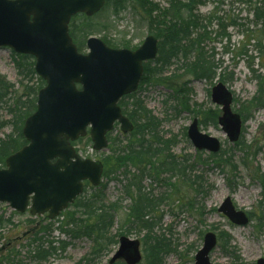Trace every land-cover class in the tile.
Masks as SVG:
<instances>
[{
	"label": "rangeland",
	"instance_id": "374dc122",
	"mask_svg": "<svg viewBox=\"0 0 264 264\" xmlns=\"http://www.w3.org/2000/svg\"><path fill=\"white\" fill-rule=\"evenodd\" d=\"M161 8L169 6V0H151ZM197 14L201 17L215 15L220 19V29L217 20L208 23L210 36L203 44L204 60L214 63L221 69L210 79L196 78L191 74L190 66L199 57V51L189 52L186 57L180 54L172 65L164 71L163 77L151 76L148 84L136 93V98L143 101L155 117L161 121L159 137L167 141L173 139L175 143L170 151L162 157L169 158L168 154L176 158V168L167 169L157 178L156 173H150L143 181L144 191L153 199L165 197L158 202L157 210L150 216L155 224L154 236H162L169 241L173 253L167 255L164 264H194L195 257L204 247L205 237L208 233L217 237V245L209 253L212 264H257L264 259V108L248 109L243 106V115H251L242 126L241 136L235 143L231 142L218 118L222 115L221 107L212 100V89L219 81L220 73L233 74V80L223 83L237 99L233 101L231 109L240 114L241 105L249 102L259 88L258 80L254 77L248 65L252 64L256 76L264 75V54L259 55L257 43L252 41L247 44L248 31L256 36L263 33L262 22L259 24L255 18V9L264 4V0H201ZM116 16L112 10H104L92 21L94 32L90 37L106 40L115 49H122V40L128 41L132 49L139 48L145 39L152 35L147 23L133 13L131 6ZM104 25H108L104 28ZM89 37V38H90ZM193 39V38H191ZM106 43V42H105ZM186 45V43H184ZM109 46V45H108ZM245 47V48H244ZM127 49V48H123ZM247 50V56L245 51ZM241 53H243L241 55ZM155 64L150 67L154 69ZM0 73L7 81L15 85L16 93H11L0 104V122L12 119L8 104L19 96H25L20 80L24 84L36 86L38 76L29 80L18 75L10 49H0ZM175 78V79H171ZM170 79L169 81H164ZM33 80V81H32ZM25 99H32L25 96ZM188 102L189 110L183 104ZM218 113L216 122L207 121L202 124L207 111ZM210 118V117H209ZM197 120L200 123L201 133L217 139L221 149L214 154L209 151H199L188 137V129ZM12 122V121H11ZM14 132L12 124L7 125L0 132V138L5 139ZM121 128L118 126L113 137H119ZM124 136V134H123ZM122 139V137H121ZM124 139V138H123ZM122 139V140H123ZM241 143L237 147V143ZM248 147V148H247ZM76 149L83 159L102 161L104 156L112 155L110 148L102 152L92 150V145H87V140L77 143ZM225 153L226 157L220 161H212V156ZM220 164V165H217ZM169 168V165H168ZM132 173L138 170L131 168ZM117 177L104 178L105 199L107 205L116 204L114 226L110 230L104 229L98 238L75 237L74 234L63 232L59 229L61 217L54 221L42 220L43 217H32L29 213L20 214L10 208L8 204L0 203V218L6 223L0 229V260L10 259L3 264H77L86 258L82 264H109L113 255L119 248V239L126 236L132 240H139L141 244L142 261L144 264L145 245L143 238L145 231L137 227H130L125 221L131 199L124 191L128 177L120 172ZM231 184V186H230ZM199 190V192L196 191ZM93 187H88L82 197L85 201L92 200L96 211L100 207L99 199L93 197ZM230 198L236 211L245 213L249 223L245 226L233 224L218 210L226 199ZM190 200H194L195 209H189ZM203 209V216L198 213ZM74 210L70 208L69 211ZM89 210L79 208L75 229L84 227L92 222ZM253 213L260 222L251 221ZM51 227L52 231L41 232L39 237L43 241H53L57 248L52 255L44 258L36 257V248L39 243L34 242L36 233L43 227ZM72 227V226H71ZM70 229V228H68ZM230 239L227 249H223L221 236ZM63 246L65 248H63ZM48 243L45 249H48ZM117 261L113 264H116Z\"/></svg>",
	"mask_w": 264,
	"mask_h": 264
},
{
	"label": "water",
	"instance_id": "95a60500",
	"mask_svg": "<svg viewBox=\"0 0 264 264\" xmlns=\"http://www.w3.org/2000/svg\"><path fill=\"white\" fill-rule=\"evenodd\" d=\"M105 4L106 0H0V48L33 56L36 74L46 82L38 93L37 110L23 128L28 144L0 169V202L18 213L29 209L33 217H59L83 193L84 183L98 187L104 172L101 162L81 159L72 143L89 133L94 151L101 152L108 148L107 134L116 124L123 134L134 129L118 103L138 90L144 63L158 56V40L148 36L132 51L112 49L91 37L88 52L80 53L69 35L72 17H92ZM212 100L222 106L219 125L231 142H237L243 122L231 109L232 94L219 83ZM188 137L199 151L216 154L221 149L217 139L201 133L197 120ZM218 211L238 226L249 223L230 198ZM216 245L217 237L208 233L194 264H212L209 253ZM117 260L140 263V241L122 236L109 263ZM257 264H264V259Z\"/></svg>",
	"mask_w": 264,
	"mask_h": 264
},
{
	"label": "trees",
	"instance_id": "16d2710c",
	"mask_svg": "<svg viewBox=\"0 0 264 264\" xmlns=\"http://www.w3.org/2000/svg\"><path fill=\"white\" fill-rule=\"evenodd\" d=\"M200 4H203L201 0H169V6L167 8H161L151 0H107L106 7L102 12L105 9H111L112 13L118 16L129 8L128 6H131L133 13L140 16L144 22L147 23L150 33L159 40V56L155 62L145 64V73L139 90L144 88L143 85L149 83L151 76L162 78L164 71L172 65L175 58L179 57L180 54L186 57L191 51H199V57L196 56V61L190 66L191 74H193L194 77L210 79L221 69V67H217L214 63H207L204 60L203 44L210 36V32H208V23L212 24L217 20L220 29L224 28H221L222 24L220 19H217L215 15L212 14L207 17H201L199 13L197 14V8ZM254 13L257 23L259 24V22H262V27L264 29V4L257 7ZM99 15L100 13L89 18L83 14H79L72 19L70 34L73 36L80 52H83L86 48L87 39L95 29L92 21ZM103 27L107 28L108 25H104ZM225 30L226 29H224L223 35H219L220 37L226 36ZM262 37L263 33L256 36L253 31L249 30L246 36L248 40L245 47L249 46L252 41L256 42V50L259 55L261 54L262 56V54H264V39ZM104 42L110 46L106 40H104ZM184 43H186V45H184ZM122 48L132 49L131 44L125 40H122ZM242 54L243 53H241V55ZM244 54H246V56L248 55L247 50ZM12 55L20 77H24V80H29V77L31 79L36 76L35 60L32 56L17 55L14 53H12ZM152 64L156 66L154 69L150 68ZM248 67L258 80L259 88L257 94L249 102L241 105L240 116L244 124L251 115H243V106L248 107V109L264 108V75L256 76L259 71H255L252 64L248 65ZM262 69H264V67H262ZM219 77V81L224 83L230 82L234 78L233 74L228 75L226 73H220ZM169 80L170 79H166L164 81ZM20 84L24 89L25 96L28 98L32 97V99L28 101L25 99V96H19L12 100L11 105L8 104L12 119L9 122H0V132L9 124L13 125L14 132L5 139L0 138V168L5 167L6 160L10 155L27 144L22 133L23 127L28 117L36 111L37 94L45 85L44 81L40 78H38L36 86H30L29 83L24 84L22 79L20 80ZM11 93H16L15 85L7 81L6 77L0 73V104L5 102L6 98ZM188 102L189 101L183 104L187 110H189ZM234 102L237 103V99H234ZM119 105L122 107L124 115L133 123L134 130L130 135L126 136L119 134V137H113V132L109 134V148L113 153L110 156L103 157L102 161L105 167L103 178L110 179L112 176L118 178L117 175L120 172L124 173L127 177L131 175L128 183L124 186L125 193L131 199V205L128 207L125 221H128L130 227H137L139 230L146 232L143 238V243L145 245L144 264H164L165 257L174 251L169 249L170 244L168 240L162 236L153 235L155 224L152 223L153 219L150 216L157 210L158 202H162L165 197L163 196L156 200L151 198V196L144 191L143 181L150 173L155 172L157 175L156 177L159 178L160 174L167 171V169L176 168L177 162L174 156L170 154L167 155L170 156L169 158H173L172 161H168L167 157L162 159L164 153L170 151L175 141L173 139L167 141L161 140L159 137V130L162 124L161 121L153 115V112L145 106L143 101L136 98V93L121 99ZM205 114L206 116L202 124H206L208 120L216 122L218 117L217 112H211L209 110ZM121 137L124 139L122 140ZM86 140L87 145L91 146V139L87 137ZM81 141H83V139L79 142ZM236 145L239 147L241 143L239 142ZM225 157L226 154L223 153L218 156H212L211 160L222 162L221 160ZM131 168L138 170V173H132ZM88 187H90V185L87 183L86 189ZM105 187V185H101L100 188H93V197L96 199L98 198L101 204L98 210H93V207H95L91 203L93 199L85 201V198L80 196L76 202L70 206V208L74 210H68L60 216L62 220L60 221L59 229L69 234L73 233L74 236L78 238L81 236L98 238L102 232H104V229L110 230L113 228L115 215L117 213V205L105 204ZM196 191L199 192L198 189H196ZM188 206L189 209L196 210L194 200H190ZM79 208H87L89 210L90 217H92L89 219H92V222L87 223L82 228L75 229L73 226L77 221V210H79ZM198 213L200 216H203V209L199 210ZM47 219L48 217L44 216L42 220ZM250 220L260 222L262 219H259L251 213ZM5 223L6 222L0 218V229ZM53 226L54 223H50L48 227H43L36 233V237L33 240L39 243L36 248V257L44 258V256L52 255L53 252L57 250V248L53 246V241L47 240L45 242L43 241V237H39L41 232L52 231L51 227ZM1 236L0 234V241L2 239ZM221 240L223 249H227L230 244V239L222 235ZM46 243H48V249H45ZM63 248L65 247L63 246ZM9 261L10 259H1L0 264ZM84 261H86V258L82 259V261L77 264H82ZM116 264L125 263L118 261Z\"/></svg>",
	"mask_w": 264,
	"mask_h": 264
},
{
	"label": "bare ground",
	"instance_id": "6f19581e",
	"mask_svg": "<svg viewBox=\"0 0 264 264\" xmlns=\"http://www.w3.org/2000/svg\"><path fill=\"white\" fill-rule=\"evenodd\" d=\"M119 247H120V239H119ZM119 249V248H118ZM140 250H141V244H140ZM118 251V250H117ZM112 259V258H111Z\"/></svg>",
	"mask_w": 264,
	"mask_h": 264
},
{
	"label": "flooded vegetation",
	"instance_id": "af4514ba",
	"mask_svg": "<svg viewBox=\"0 0 264 264\" xmlns=\"http://www.w3.org/2000/svg\"><path fill=\"white\" fill-rule=\"evenodd\" d=\"M74 40V39H73Z\"/></svg>",
	"mask_w": 264,
	"mask_h": 264
}]
</instances>
